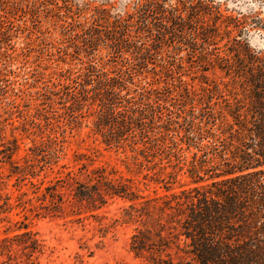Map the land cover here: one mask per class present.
I'll return each instance as SVG.
<instances>
[{"label": "rangeland", "instance_id": "1", "mask_svg": "<svg viewBox=\"0 0 264 264\" xmlns=\"http://www.w3.org/2000/svg\"><path fill=\"white\" fill-rule=\"evenodd\" d=\"M137 1L0 0V264H152L130 248L136 224L123 221L128 200L115 196L92 209L75 195L102 184L97 170L143 196L167 193L165 184L171 191L191 185L185 171L197 149L182 141L178 109L157 122L178 121L174 131L155 127L144 143L137 133L109 140L94 108L72 98L88 61L83 28L98 9L124 15ZM214 3L226 22L208 30L212 41L169 40L171 74L157 75L150 65L141 76L164 94L166 85L173 87L170 108L185 88L203 93L231 81L218 57L234 54V39L264 52V0ZM175 171L176 181L168 183Z\"/></svg>", "mask_w": 264, "mask_h": 264}, {"label": "trees", "instance_id": "2", "mask_svg": "<svg viewBox=\"0 0 264 264\" xmlns=\"http://www.w3.org/2000/svg\"><path fill=\"white\" fill-rule=\"evenodd\" d=\"M167 1L138 0L132 11L113 17L96 11L80 34L88 61L72 98L94 108L109 140L137 133L144 143L155 127L174 131L178 121L157 122L178 109L182 141L197 151L187 165L175 167L186 165L191 185L171 191L165 184L167 193L143 196L97 170L102 184L75 195L92 209L115 196L128 200L123 221L136 224L130 248L152 264H264V52L234 39V54L218 57L231 81L203 93L185 88V97L170 108L173 87L166 85L164 94L141 77L144 70L152 65L157 75L171 74L169 40L212 41L208 30L226 21L214 0ZM154 141L162 146L161 139ZM168 176L175 182L177 171Z\"/></svg>", "mask_w": 264, "mask_h": 264}]
</instances>
